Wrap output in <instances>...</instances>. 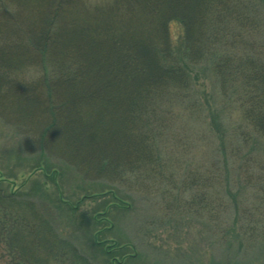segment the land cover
<instances>
[{"label": "trees", "instance_id": "1", "mask_svg": "<svg viewBox=\"0 0 264 264\" xmlns=\"http://www.w3.org/2000/svg\"><path fill=\"white\" fill-rule=\"evenodd\" d=\"M263 2L112 0L93 7L85 0H0V118L29 134L22 148L39 150L40 163L55 157L84 177L118 182L151 169L166 120L159 109L168 114L174 97L194 103L193 67L209 62L222 99L231 92L238 104L229 152L241 172L256 169L264 184V47L256 36L264 30ZM173 22L182 35L171 44ZM225 24L238 30V53L212 60L207 51ZM255 138L260 160L240 152ZM2 194L0 201L14 200ZM18 203L35 212L32 201ZM18 214L2 213L3 232L20 223ZM27 223L28 243L18 247L24 260L14 264H41L42 247L52 264H89L64 238L40 232L47 226L42 218L40 227Z\"/></svg>", "mask_w": 264, "mask_h": 264}, {"label": "rangeland", "instance_id": "2", "mask_svg": "<svg viewBox=\"0 0 264 264\" xmlns=\"http://www.w3.org/2000/svg\"><path fill=\"white\" fill-rule=\"evenodd\" d=\"M85 1L105 7L112 0ZM229 27L221 26L220 40L209 46L212 60L234 59L231 53H238V30ZM180 32L175 22L169 25L171 44L179 43ZM256 36L264 47V30ZM193 68L189 94L194 103L174 97L168 114L163 105L159 109L166 129L155 140L151 169L124 174L118 182L84 177L55 157L40 163L39 150L22 148L29 134H18L0 118V191L14 198L0 201V223L11 208L22 217L10 228L14 231L3 232L0 225L1 257L7 264L24 260L18 247L28 243L27 222L40 227L41 218L47 229L40 232L64 238L89 264H111L112 258L114 264H264V184L256 169L241 172L228 148L234 145L238 104L231 92L222 99L209 62ZM254 141L240 152L249 150L260 160ZM27 200L34 203V213L19 206ZM43 251L41 264L47 259L52 264Z\"/></svg>", "mask_w": 264, "mask_h": 264}]
</instances>
